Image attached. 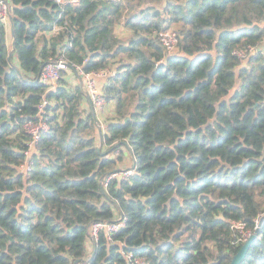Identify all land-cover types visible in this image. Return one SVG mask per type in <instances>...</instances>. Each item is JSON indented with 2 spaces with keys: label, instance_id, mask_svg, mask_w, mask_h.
<instances>
[{
  "label": "trees",
  "instance_id": "trees-1",
  "mask_svg": "<svg viewBox=\"0 0 264 264\" xmlns=\"http://www.w3.org/2000/svg\"><path fill=\"white\" fill-rule=\"evenodd\" d=\"M8 2L0 264H230L264 216V0ZM120 24L130 37L116 33ZM163 30L179 35L173 53ZM248 46L258 50L233 53ZM58 57L69 68L52 91L40 73ZM77 67L112 73L104 131L82 86L67 80ZM44 102L49 130L33 148L25 125ZM123 149L135 172L108 181ZM121 216L112 241L105 231L93 241L92 224ZM241 264H264V221Z\"/></svg>",
  "mask_w": 264,
  "mask_h": 264
},
{
  "label": "built area",
  "instance_id": "built-area-1",
  "mask_svg": "<svg viewBox=\"0 0 264 264\" xmlns=\"http://www.w3.org/2000/svg\"><path fill=\"white\" fill-rule=\"evenodd\" d=\"M59 3H63L64 0H57ZM80 0H70L74 5H79ZM10 13V4L8 0H0V19L7 21L9 19L8 14ZM158 38L165 48L167 53H173L177 50L179 44V35L174 30H163L158 33ZM257 48L254 46H248L247 49H234L233 53L238 55L240 58L245 59L249 54L255 53ZM68 64L63 57H58L56 60L46 63L40 73V80L42 83L47 85L50 90H54L58 81L62 77V72L68 70ZM77 75L83 79V85L87 94L88 100L92 104L93 108L97 113H103L107 108V101L103 93L104 81L112 74L109 70L93 71L86 73L81 67L76 69ZM76 74V72H75ZM78 77V78H80ZM103 80V82H101ZM46 102L41 106V115L37 121H29L25 127L30 137V146H34L40 140L41 133L49 130L48 118L43 116V109ZM30 159L19 167L22 173H27L30 170ZM135 168L129 167L128 169L118 170L113 173L108 181L111 179L126 180L128 177L133 175ZM105 186H107L105 184ZM124 226L123 218L115 221H99L92 224L90 227V235L94 242L97 241L99 234L105 231L108 235V240L112 241L114 234L120 231ZM250 236V235H248ZM247 236V237H248ZM79 264H88L85 261H80ZM137 264H142L141 261H137Z\"/></svg>",
  "mask_w": 264,
  "mask_h": 264
},
{
  "label": "crops",
  "instance_id": "crops-1",
  "mask_svg": "<svg viewBox=\"0 0 264 264\" xmlns=\"http://www.w3.org/2000/svg\"><path fill=\"white\" fill-rule=\"evenodd\" d=\"M166 2H167V1L164 2L163 6L166 5ZM5 22H6V24H7V32H8V34H7V40H8V43L10 44V43L12 42L11 26H10V23H8V20L5 21ZM116 33H117L120 37H122V38H128V37H130L131 34H132L131 31H130L128 28H126L123 24H120V25L116 28ZM48 35H50V34H48ZM262 48H263V47H262ZM263 49H264V48H263ZM67 80L69 81V83H70L71 85H74V86L80 84V85L82 86V88L84 89V91H85V88H84V85H83V79H82V78H78V77H77L72 71H68V73H67ZM101 82H103V80H101ZM104 82H105V81H104ZM103 87H104V84H103ZM85 93H86V92H85ZM83 107H84L85 110H86V109H87V110H93V106H92V104L90 103V101L88 100L87 94H86L85 99L83 100ZM87 110H86V111H87ZM106 111H107V112H106ZM105 112H106L107 114H111V115L109 116V118H111V117L113 116V114H114V106H113V104H108V105H107V108H106V110L103 112V114H104ZM97 117H98L99 122L101 123V125L107 124V123H105V122L108 121V120H106V118L103 117L102 113H98ZM118 153H119V151H117L113 157H114V158H117ZM123 154H124V160H123V162H122L121 164H119V170L128 169L129 167H132V166L134 165L133 158H132L130 152H129L128 150H126V149H123ZM93 245H94V244H92V243L90 242V246H91V247H90V250H92V249L94 248ZM88 248H89V244H88ZM88 253H89V249H88Z\"/></svg>",
  "mask_w": 264,
  "mask_h": 264
},
{
  "label": "water",
  "instance_id": "water-1",
  "mask_svg": "<svg viewBox=\"0 0 264 264\" xmlns=\"http://www.w3.org/2000/svg\"><path fill=\"white\" fill-rule=\"evenodd\" d=\"M9 15H10V13L8 14V16ZM11 33H12V36H13V29L11 30ZM95 116H96V114H95ZM126 120H129V117H127ZM95 122H96V124H98L97 117H95ZM104 180H105V178L103 177L102 178V189H104ZM121 219H122V216H121ZM263 221H264V216L261 218L260 223L258 224V227L254 231V233L251 234L249 236V238L243 243V245L241 246L240 250L233 257V259L230 262V264H241L244 261V259L246 258L247 254H248V251L250 249V246H251L252 242L254 241V239L257 237V234L259 233V230H260V227H261Z\"/></svg>",
  "mask_w": 264,
  "mask_h": 264
},
{
  "label": "rangeland",
  "instance_id": "rangeland-1",
  "mask_svg": "<svg viewBox=\"0 0 264 264\" xmlns=\"http://www.w3.org/2000/svg\"><path fill=\"white\" fill-rule=\"evenodd\" d=\"M106 112H107V111H106ZM106 112H105L104 114L102 113V115H103L104 118H106V120H108V121H106L105 123H109V121H111L113 117L109 118V116H110L111 114H107ZM102 128H103V131H104V129L106 128V124L102 125ZM90 247H91V246L89 245V248H88V249H89V253H88V255H89V254L91 253V251H92V250H90Z\"/></svg>",
  "mask_w": 264,
  "mask_h": 264
}]
</instances>
